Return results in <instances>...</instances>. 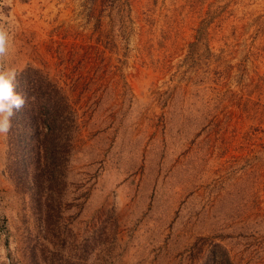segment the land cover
Here are the masks:
<instances>
[{"label":"rangeland","instance_id":"1","mask_svg":"<svg viewBox=\"0 0 264 264\" xmlns=\"http://www.w3.org/2000/svg\"><path fill=\"white\" fill-rule=\"evenodd\" d=\"M0 17L6 66L45 71L79 123L48 216L0 136V264H190L200 236L264 264V0H0Z\"/></svg>","mask_w":264,"mask_h":264},{"label":"trees","instance_id":"2","mask_svg":"<svg viewBox=\"0 0 264 264\" xmlns=\"http://www.w3.org/2000/svg\"><path fill=\"white\" fill-rule=\"evenodd\" d=\"M16 78L15 91L28 101L19 111L14 110L11 118L7 167L15 184L30 193L48 216L68 204L62 196L79 129L78 116L62 86L42 69L28 65L16 72ZM103 215L98 220L106 223L109 218L102 219ZM102 236L111 242V232L103 227ZM187 253L190 264H234L229 250L211 237H198Z\"/></svg>","mask_w":264,"mask_h":264},{"label":"clouds","instance_id":"3","mask_svg":"<svg viewBox=\"0 0 264 264\" xmlns=\"http://www.w3.org/2000/svg\"><path fill=\"white\" fill-rule=\"evenodd\" d=\"M2 20L3 17H0V21ZM11 48L10 25L0 22V136H7L10 133L14 110L19 111L28 101L23 93L15 91L18 86L16 70L5 64V58L10 54ZM0 256H3L2 249ZM5 264H10V261L5 260Z\"/></svg>","mask_w":264,"mask_h":264}]
</instances>
